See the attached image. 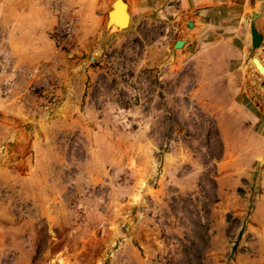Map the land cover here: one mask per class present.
<instances>
[{"label": "rangeland", "instance_id": "1", "mask_svg": "<svg viewBox=\"0 0 264 264\" xmlns=\"http://www.w3.org/2000/svg\"><path fill=\"white\" fill-rule=\"evenodd\" d=\"M112 1L67 10L43 56L16 63L0 43L2 262L41 264L61 242L51 264H264V158L224 146L241 110L264 113V77L248 59V97L211 94L225 72L178 59L169 15L106 31Z\"/></svg>", "mask_w": 264, "mask_h": 264}, {"label": "crops", "instance_id": "2", "mask_svg": "<svg viewBox=\"0 0 264 264\" xmlns=\"http://www.w3.org/2000/svg\"><path fill=\"white\" fill-rule=\"evenodd\" d=\"M124 1L129 7L131 21L133 15L149 16L158 13L170 16L169 24L183 34L172 43L174 48L177 40L184 42L182 51L177 55L180 61L189 58L190 61L196 62L200 66L198 70L201 68V75L207 79L215 78L221 71L225 72L221 76L225 82L219 86H209V93L225 96L242 93L245 97L249 96L245 79L251 75L248 73L251 68L246 71L244 68L247 60L251 63L253 58L250 21L253 13H261L255 26L262 35L257 59L264 67V12L260 11L264 0ZM99 2L100 0H0V43L4 44L10 59L16 63L25 62L32 55L43 56L45 46L51 49L47 34L58 24L60 16L70 9H76L81 16H94L99 9ZM188 22L192 23V27L186 31ZM93 28L95 29L92 24L91 29ZM210 62H213L214 67L210 66ZM252 67L254 68L253 65ZM241 70L242 73L247 72V75L241 76ZM241 79H244V83L239 85L238 80ZM259 93L264 97V87ZM234 104L231 105L230 111L239 109L236 103ZM240 114L247 120H236L231 124L236 133L229 131L224 136V146L229 153L232 142L236 153H240L243 160L251 164L264 158V113L254 105V109L241 110ZM3 219L0 218V264H16L15 261L2 262V258L14 250L12 245L7 243L14 230L7 229ZM65 248L61 242L53 246L49 242L40 252L41 264L56 263V253ZM65 254L70 255V252L66 250L61 257ZM69 260L71 263V258ZM26 264H34L33 259L26 261Z\"/></svg>", "mask_w": 264, "mask_h": 264}, {"label": "water", "instance_id": "3", "mask_svg": "<svg viewBox=\"0 0 264 264\" xmlns=\"http://www.w3.org/2000/svg\"><path fill=\"white\" fill-rule=\"evenodd\" d=\"M112 8L111 10L108 11L107 13V21L105 24V29L110 30L111 27H109V24L112 20V13L115 12V9L117 7V3H121V5L123 7H126V3H124L123 0H113L112 2ZM121 8H119L120 10ZM260 11L264 12V5L260 6ZM261 13L260 12H256L253 13L251 16V21H250V37H251V45L253 49H257L262 42V35L258 32V30L256 29L255 26V21L260 18ZM129 17L128 14L125 13V18ZM121 23L118 22L115 23V31H122L124 29H127L131 26V20L129 22V25L123 29H121ZM122 24H124V22H122ZM192 27V23L188 22L185 26V30L188 31L190 28ZM184 42L182 40H177L174 44V48H179L180 46H182ZM251 64L254 66V69L256 70V72L261 76L264 77V67L262 66V64H260V61H258V59H256V57L251 58Z\"/></svg>", "mask_w": 264, "mask_h": 264}, {"label": "bare ground", "instance_id": "4", "mask_svg": "<svg viewBox=\"0 0 264 264\" xmlns=\"http://www.w3.org/2000/svg\"><path fill=\"white\" fill-rule=\"evenodd\" d=\"M124 3H126V2L124 1ZM119 8H121V9L119 10ZM125 13L129 15V7H128V5L126 4V7H123L121 5V3H117V7L115 9V12L112 13V20H111L109 26H111V24L113 22H118V20H119V22L121 23L120 24L121 25V29L127 27L129 25V22H130V15H129V17L125 18ZM122 22H124V24H122ZM182 46H183V44H182ZM182 46H180V47H182ZM260 64H261V62H260Z\"/></svg>", "mask_w": 264, "mask_h": 264}, {"label": "built area", "instance_id": "5", "mask_svg": "<svg viewBox=\"0 0 264 264\" xmlns=\"http://www.w3.org/2000/svg\"><path fill=\"white\" fill-rule=\"evenodd\" d=\"M74 15V13H72ZM77 19L74 17L73 19L69 20L68 22L64 23L59 28V34L62 38H68L72 35L74 32V29L76 27Z\"/></svg>", "mask_w": 264, "mask_h": 264}]
</instances>
